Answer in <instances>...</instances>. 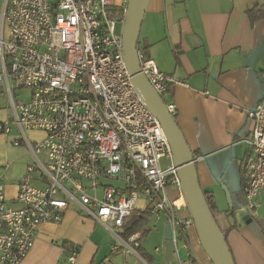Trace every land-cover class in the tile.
<instances>
[{
  "label": "built area",
  "instance_id": "obj_1",
  "mask_svg": "<svg viewBox=\"0 0 264 264\" xmlns=\"http://www.w3.org/2000/svg\"><path fill=\"white\" fill-rule=\"evenodd\" d=\"M2 2L0 83L10 116L0 123V133L11 134L15 126L14 145L26 144L33 162L19 184V208L6 204L0 183V264H23L39 227L60 224L72 206L113 235L114 252L134 254L140 237L124 241L123 229L140 198L152 214L166 216L178 252L179 239L189 241L187 231L195 224L192 214L180 216L188 206L171 145L129 75L123 40L127 0ZM138 58L164 101L179 82L142 49ZM11 81L30 92L28 102L15 100ZM166 106L174 115L175 107ZM247 115L253 128L243 194L248 211L256 213L264 202V94ZM29 131L43 133V140L32 142ZM172 188L178 199H171ZM78 254L72 250L69 263ZM180 264L201 263L192 256Z\"/></svg>",
  "mask_w": 264,
  "mask_h": 264
},
{
  "label": "crops",
  "instance_id": "obj_2",
  "mask_svg": "<svg viewBox=\"0 0 264 264\" xmlns=\"http://www.w3.org/2000/svg\"><path fill=\"white\" fill-rule=\"evenodd\" d=\"M140 44L161 72L179 82L169 87L170 104L196 160L202 190L215 203L235 263L264 264V202L256 213L247 208L245 216L238 212L239 203L245 204V164L250 157L246 142L253 128L247 111L264 94V0H149ZM9 116V110H0V123ZM18 138L13 127L11 134L0 133L2 195L13 208H19V184L33 162L26 144L14 145ZM223 187L231 196L230 208ZM169 195L179 198L174 188ZM146 209L147 201L140 198L131 219ZM179 213L183 218L191 215L189 208ZM137 234L140 239L133 248L141 255L114 252L118 243L113 235L72 206L60 224L39 227L23 264H180L192 256L201 264L212 263L194 228L187 231L189 241L179 239L177 252L164 215L146 214ZM74 249L79 254L69 263Z\"/></svg>",
  "mask_w": 264,
  "mask_h": 264
},
{
  "label": "water",
  "instance_id": "obj_3",
  "mask_svg": "<svg viewBox=\"0 0 264 264\" xmlns=\"http://www.w3.org/2000/svg\"><path fill=\"white\" fill-rule=\"evenodd\" d=\"M148 1L127 0L123 40L129 75L145 104L159 120L171 145L184 199L192 214L196 234L203 251L213 264H236L202 190L194 155L165 102L142 73L138 58V45ZM223 190L231 206V196L225 187Z\"/></svg>",
  "mask_w": 264,
  "mask_h": 264
},
{
  "label": "rangeland",
  "instance_id": "obj_4",
  "mask_svg": "<svg viewBox=\"0 0 264 264\" xmlns=\"http://www.w3.org/2000/svg\"><path fill=\"white\" fill-rule=\"evenodd\" d=\"M1 7H2V2H0V9H1ZM0 20H1V12H0ZM121 32H122V25L120 23H118L117 26H116V33L117 34H121ZM11 85H12V89L14 90V96H15V100L16 101H19V100H23L25 102L29 101V98H30V92L29 91H21V90L17 89L16 84L13 81H11ZM164 102H165L166 105L169 104L170 103V98L167 96V98L164 99ZM3 109L9 110V102H8V97H7L6 93H5L4 86L0 83V110H3ZM9 114H10V110H9ZM13 131H14V134H15L16 133V127L15 126H13ZM27 136H28V138L30 140H32V142H35V143H38V142L42 141L43 138H44V136L39 134V133L34 134V135L31 134V133L30 134L27 133ZM161 165L163 167L166 166L164 161L162 162ZM222 191L224 192L223 189H222ZM203 192H204V190H203ZM221 196H222V194H221ZM224 198H226V204L230 208L231 206L229 204V199L227 198L226 194H224ZM236 204H237V202H236ZM239 208L240 209H239L238 212L240 213V216H242V215L245 216V214L247 213V209L245 207V204H243L242 202L239 203ZM216 220L218 221L217 216H216ZM194 232H195V235L197 237L195 227H194ZM197 240H198L199 245L201 247V244H200V241H199L198 237H197ZM211 264H213V263H211Z\"/></svg>",
  "mask_w": 264,
  "mask_h": 264
},
{
  "label": "trees",
  "instance_id": "obj_5",
  "mask_svg": "<svg viewBox=\"0 0 264 264\" xmlns=\"http://www.w3.org/2000/svg\"><path fill=\"white\" fill-rule=\"evenodd\" d=\"M140 41H139V45H138V50L140 49ZM144 53L147 54V52L144 50ZM174 118H175V114L172 115ZM206 195V199H207V202L210 206V209L211 211L213 212V215L216 219V212H215V203L213 202V200L211 199V197L209 196V194H205ZM146 214H152L151 213V210L150 209H147L144 213H142L141 215L137 216L136 218H133L131 219L130 221H128L125 226H124V229H123V240L124 241H127L131 236L139 233L142 228H143V225L145 223V216ZM217 221V220H216ZM217 224L218 226L220 227L218 221H217ZM220 229L222 230V228L220 227ZM224 236H225V239H226V242H227V234L222 230ZM143 238V236H142ZM228 244V242H227ZM136 253L141 255L140 253V249L139 248H136Z\"/></svg>",
  "mask_w": 264,
  "mask_h": 264
}]
</instances>
